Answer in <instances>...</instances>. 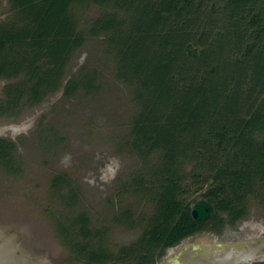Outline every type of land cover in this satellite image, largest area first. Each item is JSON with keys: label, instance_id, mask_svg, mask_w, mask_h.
I'll use <instances>...</instances> for the list:
<instances>
[{"label": "trees", "instance_id": "obj_1", "mask_svg": "<svg viewBox=\"0 0 264 264\" xmlns=\"http://www.w3.org/2000/svg\"><path fill=\"white\" fill-rule=\"evenodd\" d=\"M9 4L10 14L0 21V81L13 82L3 88L0 117L18 116L61 87L66 97L75 94L63 79L90 38L104 39L118 77L142 91L131 149L144 164L122 193L148 202L153 213H118L119 226L138 227L140 234L115 252L104 247L106 232H91L85 216L68 223L60 234L85 264H155L187 238L232 226L245 216L250 199L264 207V21L254 30L246 19L250 13L264 19V0ZM77 6L101 10L82 20L74 15ZM16 147L0 138L1 172H18ZM153 148L161 151L154 164L148 163ZM68 183L64 175L53 178L55 190ZM190 192L200 199L190 200ZM76 198L71 191L69 204ZM202 201L211 216L197 221L191 210Z\"/></svg>", "mask_w": 264, "mask_h": 264}, {"label": "rangeland", "instance_id": "obj_2", "mask_svg": "<svg viewBox=\"0 0 264 264\" xmlns=\"http://www.w3.org/2000/svg\"><path fill=\"white\" fill-rule=\"evenodd\" d=\"M77 7L74 15L82 20H92L101 10ZM9 9V0H0V21L10 14ZM246 19L254 30L264 21L253 13ZM117 73L104 39L90 38L63 79V85L73 84L75 94L66 97L61 87L18 116L0 117V138L16 144L18 168L14 174L0 171V264H85L60 234L79 215L87 218L91 232H106L104 247L108 251L137 240L140 228L119 226L115 220L125 209L145 217L153 213L148 202L122 193L131 173L144 164L131 149L137 141L132 127L142 91L138 93ZM6 82L0 81V101ZM160 153L153 148L152 161L147 162L154 164ZM191 167L189 162L187 171ZM56 175L69 180L61 191L53 188ZM71 191L77 197L72 205L68 199ZM191 194L190 200L200 199V193ZM212 236L214 244L264 240V207L250 199L245 216L232 226L225 223L220 231L199 233L165 251L155 264H167L169 254L186 248L188 241ZM223 256L235 253L230 249ZM247 261H264V255L242 258L235 264Z\"/></svg>", "mask_w": 264, "mask_h": 264}, {"label": "water", "instance_id": "obj_3", "mask_svg": "<svg viewBox=\"0 0 264 264\" xmlns=\"http://www.w3.org/2000/svg\"><path fill=\"white\" fill-rule=\"evenodd\" d=\"M191 216L194 220L206 221L211 216V209L205 202L202 201L196 204L192 208ZM194 246L196 248H201L202 246L206 248L203 251L206 253L202 254V257L211 258V260L209 259L205 260L203 264H206V263L223 264V263H218L215 261V260H220L221 258L223 260L229 258L227 260L228 263L226 262L224 264H235L239 259H242V258H249V257L264 255V240L214 244V236H212V237L188 241L187 247L184 248L185 250L182 251L184 254H182L181 249L171 252L169 254L167 264H170L173 260L180 259V257L187 258L190 256V254H194V250H190L192 249V247L194 248ZM220 248L223 250H221ZM234 248H236V250ZM226 249L227 250L233 249V251L235 250L234 251L235 256H223V252L227 251ZM180 261L184 263L181 259ZM161 263L165 264L163 261H161ZM176 264H179V262L177 261ZM195 264H201V263L196 262Z\"/></svg>", "mask_w": 264, "mask_h": 264}, {"label": "flooded vegetation", "instance_id": "obj_4", "mask_svg": "<svg viewBox=\"0 0 264 264\" xmlns=\"http://www.w3.org/2000/svg\"><path fill=\"white\" fill-rule=\"evenodd\" d=\"M202 232H210V231H202ZM202 232H200V233H202ZM199 234V233H198ZM197 235V234H196ZM195 236V235H194ZM193 237V236H192ZM191 238V237H190ZM189 238H187V239H185V240H188ZM185 240H183L182 242H184ZM182 242H180L178 245H180ZM178 245H176V246H178ZM176 246H174V247H171V248H169V249H172V248H175ZM201 248H203V249H201ZM201 248H196L195 246H194V248L192 247V249H190V250H194V254H190V256L189 257H187V258H181L180 257V259L184 262V263H182L181 261H180V259H177V260H173L170 264H176V262L178 261L179 262V264H195L196 262L197 263H201V264H203L204 263V261L205 260H211V258H203L202 257V254H204V253H206V252H203L206 248L205 247H201ZM242 248V247H241ZM169 249H167V250H169ZM221 249V248H220ZM235 250H236V248H234ZM240 249V248H239ZM166 250V251H167ZM183 250H185L184 248H182L181 249V252L183 251ZM221 250H223V249H221ZM227 250V249H226ZM228 250H230V249H228ZM233 250V249H232ZM234 250V251H235ZM180 252V253H181ZM207 252H209V251H207ZM182 254H184L183 252H182ZM164 255V254H163ZM229 258H227V259H220V260H215L216 262H218V263H226L227 262V260H228ZM214 261V260H213ZM233 262V261H232ZM228 263V262H227ZM206 264H209V263H206ZM245 264H264V261H250V262H248L247 261V263H245Z\"/></svg>", "mask_w": 264, "mask_h": 264}]
</instances>
